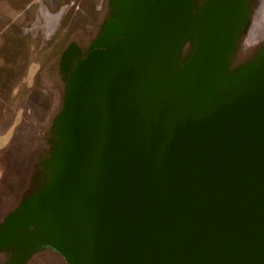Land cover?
I'll return each instance as SVG.
<instances>
[{"label":"water","instance_id":"95a60500","mask_svg":"<svg viewBox=\"0 0 264 264\" xmlns=\"http://www.w3.org/2000/svg\"><path fill=\"white\" fill-rule=\"evenodd\" d=\"M144 22L66 92L58 123L82 132L62 135L53 248L67 264H264V53L225 79L231 40L208 39L177 80L166 22ZM145 41L155 65L135 82L123 59Z\"/></svg>","mask_w":264,"mask_h":264},{"label":"rangeland","instance_id":"374dc122","mask_svg":"<svg viewBox=\"0 0 264 264\" xmlns=\"http://www.w3.org/2000/svg\"><path fill=\"white\" fill-rule=\"evenodd\" d=\"M7 1L0 0V31L6 26L8 17L15 20L19 18L15 16L16 11L11 10ZM129 1L132 3V0H126L125 12L133 14L135 8L133 10V6L128 5ZM139 1L142 2V6H138L136 12H142L141 14L144 15L153 11L166 22L164 23L167 28L164 33L166 41L159 52L161 53L162 50L164 52L162 54H166V66L174 70L176 79H182L188 70L194 71L200 67L197 63L199 55L196 45H193L190 54L184 59L179 57L172 43L171 30L174 31L175 38H178L182 23L170 19V6L167 3L170 1L157 0L156 5H153V1L150 5H146L151 0ZM177 13L179 15L181 10ZM77 23L76 35L73 34L69 38L0 37V201L5 202L7 194L9 196L12 192L15 197H18L27 191H32L35 192L31 198L32 204H40L42 210L45 209L50 213L51 207L48 205L46 208L44 204L47 197L50 199L53 195V186L62 183L59 177L63 178L62 174L67 169L66 156L62 150L63 132L67 130H70L72 134L82 132L80 127H74V125L63 127L58 123V118L65 106L71 70H59L57 60L60 52L69 44L85 49L91 40V37L87 36L90 30L95 34L99 27V23L86 22L85 18L82 20L79 18ZM148 24L149 22L141 21L136 25L139 28L141 25L145 28ZM150 24L154 26V23L150 22ZM41 25H46L44 31L53 28L52 23L46 22ZM131 25L130 22H123L122 25L112 24L109 35L127 31ZM29 26L33 33L39 32L38 22L31 23ZM103 41L102 38L98 39L99 43ZM147 42L136 47H139L142 57L141 54H134L131 57L125 56L123 59L124 69L133 70L136 76L135 82L147 81L148 78L141 77V74L144 75V70L155 65L156 46L151 48L146 45ZM45 47H52V54L48 55L49 52L44 51ZM263 47L264 0L261 6L255 7L251 13L250 23L247 24L245 32L233 39L230 66L227 68L228 58L222 64L226 72L225 79L237 69L255 61ZM135 49H132L134 53ZM74 75L75 70L72 76ZM73 79L72 77L71 80ZM222 81L220 80L219 83ZM226 81V83L230 82V80ZM72 142H74L73 139ZM42 173L48 177V185L47 182L40 183L39 176H42ZM25 264L67 263L54 249L47 248L35 254Z\"/></svg>","mask_w":264,"mask_h":264},{"label":"flooded vegetation","instance_id":"af4514ba","mask_svg":"<svg viewBox=\"0 0 264 264\" xmlns=\"http://www.w3.org/2000/svg\"><path fill=\"white\" fill-rule=\"evenodd\" d=\"M11 1H7L8 5L12 11H16L15 16L19 18L17 20L11 17L7 18L6 26L0 31L2 38L63 39L69 38L73 34L76 35L79 18L80 20L85 18L86 22L99 23L96 33L94 34L90 30L87 35L91 37V40L85 49L69 44L59 54L57 60L59 70H71L68 89L80 79L79 72L95 60V55H103L107 53L111 45L133 37L139 29L137 23L164 21L157 16L158 13H153V11L144 15L141 14L142 12H136L137 7L142 6V2L139 0H132V3L129 1L128 5L133 6V10L135 8L133 14L125 12L126 0ZM15 1L17 2L15 3ZM152 1L153 5L157 4V0H151L146 5H150ZM169 1L167 3L170 6V19L182 23L178 38H175L174 31L171 30V40L179 57L185 59L190 54L193 45H196L199 55L197 63L202 64L205 52H207L206 40L216 42V50L222 54L226 40L229 38L231 53L227 62L228 68L233 53V39L245 32L247 24L250 23L251 13L255 7L261 6L263 0ZM180 10L181 13L178 15L177 12ZM34 22L39 23V34L30 31L29 25ZM46 22L53 24L51 30H43L46 29V25L42 26L41 24ZM123 22H130L132 25L127 31L109 35L112 24L122 25ZM99 38L104 41L99 43ZM261 49L258 56L264 53V47ZM51 50L52 47L44 48V51L49 52L48 55L52 54ZM74 70L75 75L72 76ZM72 77L73 80H71ZM39 179L40 183L47 182L48 185V177L45 174L42 173ZM44 186L43 188H45ZM53 187V195L58 197V184ZM9 194L5 197L7 199L5 202L0 201V264H25L31 257L41 253L44 249H54L53 244L56 245L58 241V215L56 211L51 215L48 213L49 211L42 210L40 204L33 205L31 198L35 192L27 191L18 197H15L13 192ZM48 199L49 197H47V201L50 200ZM28 204H30L29 207ZM52 225L54 226L53 231Z\"/></svg>","mask_w":264,"mask_h":264},{"label":"crops","instance_id":"0c3cea01","mask_svg":"<svg viewBox=\"0 0 264 264\" xmlns=\"http://www.w3.org/2000/svg\"><path fill=\"white\" fill-rule=\"evenodd\" d=\"M1 135V134H0Z\"/></svg>","mask_w":264,"mask_h":264}]
</instances>
